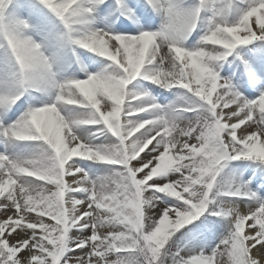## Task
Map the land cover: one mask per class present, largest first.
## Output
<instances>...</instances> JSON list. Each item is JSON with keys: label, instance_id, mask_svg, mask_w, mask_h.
<instances>
[{"label": "snow or ice", "instance_id": "1", "mask_svg": "<svg viewBox=\"0 0 264 264\" xmlns=\"http://www.w3.org/2000/svg\"><path fill=\"white\" fill-rule=\"evenodd\" d=\"M0 264H264V0H0Z\"/></svg>", "mask_w": 264, "mask_h": 264}]
</instances>
